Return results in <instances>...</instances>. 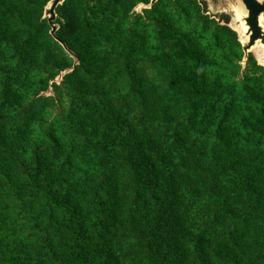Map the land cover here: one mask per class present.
Returning <instances> with one entry per match:
<instances>
[{
	"label": "trees",
	"instance_id": "1",
	"mask_svg": "<svg viewBox=\"0 0 264 264\" xmlns=\"http://www.w3.org/2000/svg\"><path fill=\"white\" fill-rule=\"evenodd\" d=\"M50 1L0 0V264H264V66L230 17L64 0L57 39Z\"/></svg>",
	"mask_w": 264,
	"mask_h": 264
},
{
	"label": "water",
	"instance_id": "2",
	"mask_svg": "<svg viewBox=\"0 0 264 264\" xmlns=\"http://www.w3.org/2000/svg\"><path fill=\"white\" fill-rule=\"evenodd\" d=\"M64 0H51L45 9V17H48L49 22L52 24L51 33L58 39L56 36V30L59 25L53 23L57 17L56 7L61 4ZM156 0H151L150 3L144 4L140 3L136 10L140 8L150 7ZM208 5L209 13L213 15L226 14L230 17V26L238 32V25L242 31V37L239 35L240 41L242 42L244 50V58L242 64L245 65L249 53L252 52V49L256 45L262 47L264 51V22L261 23V17L264 19V0H205ZM210 9L213 12L210 11ZM237 21L238 25H234L233 22ZM244 24L248 26V29L245 28ZM239 34V33H238ZM65 45V44H64ZM75 57V63L71 68H68L61 72L57 79H62L63 75L69 69H72L79 61L77 55L70 52ZM260 65L264 66V55L260 59H257Z\"/></svg>",
	"mask_w": 264,
	"mask_h": 264
},
{
	"label": "rangeland",
	"instance_id": "3",
	"mask_svg": "<svg viewBox=\"0 0 264 264\" xmlns=\"http://www.w3.org/2000/svg\"><path fill=\"white\" fill-rule=\"evenodd\" d=\"M138 10H140V8ZM210 11L212 13H216V12H213L211 9H210ZM233 24L234 25L235 24L238 25L237 21H235V20H234ZM237 29H238L239 35L242 37V31L240 30L239 25H238ZM252 52L255 54V56L257 57V59H260V60H261V57H263V55H264V51H262V47L260 45L254 46L253 49H252Z\"/></svg>",
	"mask_w": 264,
	"mask_h": 264
},
{
	"label": "bare ground",
	"instance_id": "4",
	"mask_svg": "<svg viewBox=\"0 0 264 264\" xmlns=\"http://www.w3.org/2000/svg\"><path fill=\"white\" fill-rule=\"evenodd\" d=\"M263 22H264V19H263V17H261V23L263 24ZM244 26H245L246 29H248L247 24L246 25L244 24Z\"/></svg>",
	"mask_w": 264,
	"mask_h": 264
}]
</instances>
